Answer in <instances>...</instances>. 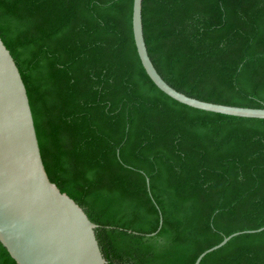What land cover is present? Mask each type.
<instances>
[{
    "label": "trees",
    "instance_id": "1",
    "mask_svg": "<svg viewBox=\"0 0 264 264\" xmlns=\"http://www.w3.org/2000/svg\"><path fill=\"white\" fill-rule=\"evenodd\" d=\"M133 4L0 0V36L26 84L47 173L100 225L107 264H195L224 237L264 226V118L162 91L139 56ZM143 24L173 87L264 107V0H143ZM0 264H18L1 241ZM200 264H264V230Z\"/></svg>",
    "mask_w": 264,
    "mask_h": 264
},
{
    "label": "water",
    "instance_id": "2",
    "mask_svg": "<svg viewBox=\"0 0 264 264\" xmlns=\"http://www.w3.org/2000/svg\"><path fill=\"white\" fill-rule=\"evenodd\" d=\"M133 32L142 64L154 83L189 106L240 117L264 118V107H247L202 100L179 91L156 68L148 51L143 0H134ZM149 183V179H148ZM163 225V217L155 235ZM85 209L53 182L46 170L26 84L0 36V241L18 264H107L96 229ZM234 232L202 252L208 254Z\"/></svg>",
    "mask_w": 264,
    "mask_h": 264
}]
</instances>
